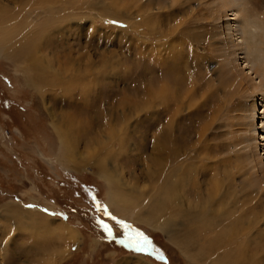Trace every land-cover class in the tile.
<instances>
[{
  "label": "rangeland",
  "instance_id": "rangeland-1",
  "mask_svg": "<svg viewBox=\"0 0 264 264\" xmlns=\"http://www.w3.org/2000/svg\"><path fill=\"white\" fill-rule=\"evenodd\" d=\"M111 1L137 28L100 16L98 7L84 6L78 13L82 16L69 21L68 26L62 23L56 32L43 33L37 54L50 59L57 70L69 59L76 70L104 71L95 84L91 77L87 79L95 86L90 87L84 101L77 88L71 87L66 97L58 100L53 98L61 94L58 86L45 85L39 90L27 85V65L0 55V264H209L197 258L192 262L187 256L190 252L186 255L163 231L137 218L147 207L149 193L157 192L161 183L160 167L151 157L158 153L152 138L165 118L160 87L174 69L170 63L175 61V54L177 61L182 60L178 67L183 71L174 83L169 78L166 81L182 91L174 126L183 134L202 131L200 137L183 140L181 161L185 156L187 162L197 163L190 151L194 143L196 152L205 144L217 150V144L221 150L213 152L212 158L223 159L224 165L239 170L233 179L235 192H252L264 186V140L260 139L264 88L256 91L253 84L259 78L253 81L248 75L244 77L240 69L243 58L234 51L237 40L225 20L230 18L226 13L232 11L218 0H160V4L152 0L149 7L144 5L147 0ZM4 2L8 12L20 14V33L29 25L40 24L47 15L46 9L22 10L19 3L23 0ZM243 3L254 15L259 13L260 21L264 19V0ZM231 18L235 25V16ZM149 25H153L151 31ZM243 27L247 30L246 25ZM160 31L166 35L158 37ZM148 87L156 90L153 100L145 93ZM145 99L151 103L149 108ZM167 104L174 106L171 99ZM151 114L155 118H150ZM69 115L77 119L80 128L67 125L70 137L79 141L72 153L75 158L66 165L60 159L63 149L59 135ZM104 122L115 127L118 137L109 148L112 156L105 165L111 173L106 174L108 177L101 175L94 162L98 153L93 138L103 144L102 149L108 145ZM152 173L158 176L152 178ZM112 174L130 187L128 190V185L120 184L121 193L116 195L123 207L120 213L106 198ZM256 178L261 182L254 184ZM97 205L106 207L132 230L143 232L156 254L138 253L119 243L124 239L123 229L98 211ZM13 206L33 210L45 219L40 225L20 214L14 218L10 216L13 210H8ZM98 221L112 228V238ZM254 233L253 228L251 238ZM262 242L264 247V237ZM247 253L257 254L254 243L247 247Z\"/></svg>",
  "mask_w": 264,
  "mask_h": 264
},
{
  "label": "bare ground",
  "instance_id": "bare-ground-1",
  "mask_svg": "<svg viewBox=\"0 0 264 264\" xmlns=\"http://www.w3.org/2000/svg\"><path fill=\"white\" fill-rule=\"evenodd\" d=\"M157 1L160 4L161 1ZM218 1L222 7L232 11L231 14L226 13L230 18L225 17V20L228 22L227 25L237 40L234 51L241 54L243 58L240 63L242 64L240 69L243 72V76L246 77L248 75L253 81L259 78L258 82L253 84V88L256 91H260L264 88V19L262 20L263 17H261L260 21L259 13L254 15L252 11H248L244 6V0ZM151 3L152 0H147V3L144 5L148 4L147 6L149 7ZM112 4L114 5L111 0L106 3L101 0H23L21 4L19 3L22 10L31 12L46 9L47 15L43 16L40 24L29 25L25 33H20L18 28V16L20 14L15 15L13 12H8L5 8L6 3L4 0H0V55H4L14 62L25 63L27 65V85H33L39 90L45 85L58 86L61 89V94L59 97L53 96V98L56 97L58 100L59 98L61 100L65 98L71 87L77 88L78 96L84 101L89 91H91L90 87L93 88L94 84L97 83L98 79L105 72L91 69H87L84 72L78 68L76 70L72 68V62H69L67 58V60H64L65 66L60 67L58 70L55 69L50 59L46 60L42 55V58L37 55L40 52L45 37L43 33L48 30L50 33L56 32L62 23L64 26H68L70 24L69 21L77 20V17L80 18L82 16V14L79 15L78 13L84 6H93L96 9L98 7L101 12L100 16L103 14V17L107 16L112 20L123 22L127 28L128 26L130 28H137L126 13L125 15L121 14L120 7L116 6L117 3H115V6H112ZM64 12L68 15H61ZM231 15L235 16V20H237L235 25L232 23L233 19ZM244 23L247 30L243 27L245 26L243 25ZM151 26L150 31L153 29V25ZM156 34H158V37H163L166 35V32L160 31ZM16 37H18V40L13 41ZM249 54L251 55L250 58H248ZM174 57L175 61L171 59L173 63H170V66L173 65L174 69L172 71L169 70L174 78L172 76L169 77L170 73L169 75L167 74L160 87V99L164 105L161 109V114L165 118L163 124L157 128L156 134L152 138L155 150L158 153L151 157L160 167L161 183L159 188H157V192L153 193V195L149 193V201L146 200L148 201L147 207L144 211H140L141 213L137 214V218L141 217L140 219H143L150 226L163 231L168 236V239L186 255L190 252L191 254L187 256L192 262L194 258H197L208 261L209 264H264V247H262L264 237V192L262 193V191H264V186H258V190L252 192L246 190H242L240 194L235 192L237 186L233 179L239 173V170L235 171L231 167L224 165L222 163L223 159L212 158L213 152L221 150L220 145L217 144V150L213 147H207V144L201 145L199 147L201 152H196V144H192L190 151L195 153L194 159L197 163L187 162L185 156L183 161L180 159L183 151H185L181 147L184 143L183 140L192 139L195 135L200 137L202 136V131L194 134L191 132L183 134L174 126L177 112L181 110L178 103L181 97L180 92H182L177 91L178 87H171L169 84L170 81L171 84L177 81L178 75L181 76L180 72L182 69L178 65L182 60L177 61L176 54ZM178 57H180V54ZM162 63L163 65L166 64L164 60ZM174 74H176L177 78H175ZM90 77L93 79L94 84L93 82L92 84L88 83L87 79ZM168 78L170 79L169 83L166 82ZM151 87L145 89L149 100H153L154 93L156 92ZM169 98L173 101V108H169L170 106L167 104L170 100ZM145 100L143 102L149 108L151 103L147 99ZM262 102L260 107L264 110V100ZM152 117L155 118L153 114H151L150 118ZM104 123L105 127L108 126V137L106 138L108 145L106 144V149H102L105 148L103 144L98 139L93 138V144L98 153L94 157V162L101 175L108 177L109 175L107 176L106 174L111 173L108 172L110 170H106L105 165L109 162L108 156H112V151L109 148L112 147L115 138L118 137L115 133V127L108 124L109 122ZM67 125L70 127L76 125L75 128L79 130L80 123L77 122V119L73 115H69L62 126V131H60L59 140L63 149L62 158L60 159L66 165H69L72 163V159L75 158L72 153H75L74 150L77 148L79 140L77 137H70L71 129ZM261 128L262 135L260 139L264 140V124ZM253 133H255L254 129ZM62 138L65 139L64 142ZM120 144L123 149L122 140H120ZM207 160L208 163L206 162ZM113 174L112 180L108 184L106 198L112 209L120 213V209L123 207L121 203L117 202L118 196L116 198V195H120L121 193L120 184L121 186L122 184L125 186L128 184ZM155 176L158 175L152 173L151 177L155 178ZM257 179H254V184L261 182ZM251 183L253 182L251 181ZM127 187L130 190L129 185ZM253 192L255 193L252 196ZM126 205L123 204L124 208L127 207ZM8 210H13L16 213L10 212V216L17 217L20 214L21 217L28 218L33 224L40 222L39 224L41 225L42 221L40 220L43 217L41 218V215L35 213L33 210H24L18 206L9 207ZM165 215L168 216L162 219L161 217H165ZM253 228L255 229V233L253 234L254 238H251L250 233ZM72 234L74 235L73 232ZM252 243L257 248V254L255 255L247 253V247ZM196 250L199 251L196 252Z\"/></svg>",
  "mask_w": 264,
  "mask_h": 264
},
{
  "label": "snow or ice",
  "instance_id": "snow-or-ice-1",
  "mask_svg": "<svg viewBox=\"0 0 264 264\" xmlns=\"http://www.w3.org/2000/svg\"><path fill=\"white\" fill-rule=\"evenodd\" d=\"M97 210L103 211L104 215L108 216L112 221H114L117 227L123 229L124 239L119 240V243L123 244L126 248H130L138 253H144L147 255L156 254V249L154 248L152 241L143 232L132 230L129 224L113 216L110 212H108L106 207L97 205ZM98 223L107 233L108 237L112 238V228L104 221H98Z\"/></svg>",
  "mask_w": 264,
  "mask_h": 264
}]
</instances>
